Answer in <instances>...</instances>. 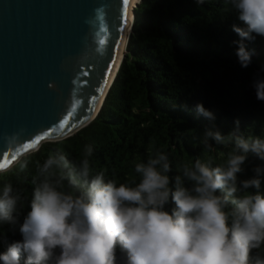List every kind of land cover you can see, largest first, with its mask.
<instances>
[{
  "label": "clouds",
  "instance_id": "obj_1",
  "mask_svg": "<svg viewBox=\"0 0 264 264\" xmlns=\"http://www.w3.org/2000/svg\"><path fill=\"white\" fill-rule=\"evenodd\" d=\"M227 2L245 25H233L240 37L233 43L247 68L252 53L245 41L264 36V0ZM252 87L264 101V78ZM195 107L215 121L202 103ZM25 143L23 131L8 135L6 148L17 155L0 164V175L14 165L19 173L28 168L30 153L18 151ZM202 144L206 151L226 148L223 161L196 158L173 176L168 154L149 150L135 164L138 179L119 184L93 171L91 145L75 162L50 150L36 164L30 210L23 212L20 188L10 181L0 188V225L15 230L23 216V239L0 253V264H264V135H245L239 120L228 134L212 123ZM248 163L253 175L241 179Z\"/></svg>",
  "mask_w": 264,
  "mask_h": 264
},
{
  "label": "trees",
  "instance_id": "obj_2",
  "mask_svg": "<svg viewBox=\"0 0 264 264\" xmlns=\"http://www.w3.org/2000/svg\"><path fill=\"white\" fill-rule=\"evenodd\" d=\"M233 25L245 26L227 0H140L127 53L95 120L66 139L45 142L29 155L23 173L14 165L0 175V188L6 181L20 188L26 213L36 164L50 150L59 148L75 162L91 145L93 171H104L119 184L138 179L135 164L146 161L149 150L168 154L173 176L178 165L196 158L222 162L226 148L206 151L202 144L212 123L228 134L239 120L245 135H264V101L252 87L255 78H264V36L245 41L252 62L243 68ZM199 103L215 113L214 122L196 111ZM244 167L241 179L253 175L251 163ZM22 223L23 216L15 230L0 225V253L23 239Z\"/></svg>",
  "mask_w": 264,
  "mask_h": 264
},
{
  "label": "water",
  "instance_id": "obj_3",
  "mask_svg": "<svg viewBox=\"0 0 264 264\" xmlns=\"http://www.w3.org/2000/svg\"><path fill=\"white\" fill-rule=\"evenodd\" d=\"M136 1L0 0V164L9 134L31 154L95 120Z\"/></svg>",
  "mask_w": 264,
  "mask_h": 264
},
{
  "label": "bare ground",
  "instance_id": "obj_4",
  "mask_svg": "<svg viewBox=\"0 0 264 264\" xmlns=\"http://www.w3.org/2000/svg\"><path fill=\"white\" fill-rule=\"evenodd\" d=\"M139 2H140V0H137V1L135 2V4H134V8H133V11H134V9L136 8V6L139 4ZM133 21H134V12L132 13V17H131V20H130V23H129V26H128V29H127V34H126L125 42H124V45H123V47H122L121 53H120V55H119V58H118V60H117L116 65H115V67H114V69H113V71H112V73H111V75H110V78H109V81H108L107 86H106V88H105V91H104L103 95L101 96V99H100V101H99V103H98V105H97L96 112H98L99 109L101 108V105H102V103H103V99H104V97H105V95H106V91L108 90V88H109L110 85L112 84V82H113L115 76H117V73H118V71H119V69H120V66H121V63H122L123 56H124V54H125V52H126V50H127V41H128V37H129L130 31H131V28H132V25H133Z\"/></svg>",
  "mask_w": 264,
  "mask_h": 264
},
{
  "label": "snow or ice",
  "instance_id": "obj_5",
  "mask_svg": "<svg viewBox=\"0 0 264 264\" xmlns=\"http://www.w3.org/2000/svg\"><path fill=\"white\" fill-rule=\"evenodd\" d=\"M126 2H127V0H126ZM40 139H43V137H39V138L35 141V143H39V140H40ZM31 147H34V144L26 145V148H31Z\"/></svg>",
  "mask_w": 264,
  "mask_h": 264
}]
</instances>
